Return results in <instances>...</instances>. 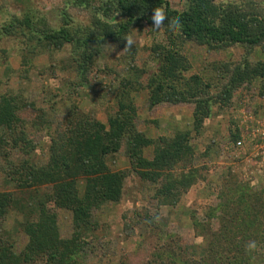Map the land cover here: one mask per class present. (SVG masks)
I'll return each mask as SVG.
<instances>
[{
    "label": "trees",
    "instance_id": "obj_1",
    "mask_svg": "<svg viewBox=\"0 0 264 264\" xmlns=\"http://www.w3.org/2000/svg\"><path fill=\"white\" fill-rule=\"evenodd\" d=\"M71 2V7L88 11L87 25H70L65 20L52 28L42 19L35 21L28 12L12 16L0 27V34L24 36L27 44L36 45L31 46L30 56L38 55L42 48H69L65 69L76 74L69 83L71 90L89 84L95 60L112 44L125 51V73L116 75L114 107L106 123L71 106L62 125L48 134V159L43 164L32 161L37 145L30 138V128L47 129L44 114L40 125L29 126L20 112L33 104L20 94L1 97L0 154L8 162L5 183L13 184L18 193L0 190V264H81L82 253L98 230L95 212L120 202L129 174L157 186L154 198L158 205H177L182 194L203 178L194 165L192 132H200L215 105L227 107L241 86L257 83L264 93V58L255 63H213L190 74L191 64L182 51L186 43L193 42L208 51L242 46L248 53L259 50L264 57V0H185L181 9L172 8L168 0ZM157 8L166 12L168 22L182 24V30L152 43L150 51L157 67L143 82L145 70L134 65L135 48L129 49L126 39L134 29L146 27L152 32L151 17ZM141 91L146 93L149 108L192 105L190 129L156 139L141 132L135 100ZM239 133L230 132V146L241 144ZM149 147H153V156L146 159L144 150ZM120 153L128 160L129 171H111L108 161ZM16 157L17 162L9 160ZM216 200L206 224L193 222L204 240L200 260L181 255L167 241L173 239L168 236L154 246L144 264H257L258 246L264 243V186L256 189L230 176L223 179ZM59 210L71 214L72 233L67 239L60 236ZM11 211L22 218L20 226L28 238L20 253L13 250L14 242L4 228ZM156 218H147L146 227L158 237ZM213 221L218 224L215 229ZM253 240L257 249L249 253L246 244Z\"/></svg>",
    "mask_w": 264,
    "mask_h": 264
},
{
    "label": "rangeland",
    "instance_id": "obj_2",
    "mask_svg": "<svg viewBox=\"0 0 264 264\" xmlns=\"http://www.w3.org/2000/svg\"><path fill=\"white\" fill-rule=\"evenodd\" d=\"M168 2L172 8L181 9L185 0ZM71 3V0H0V27L9 22L12 16L22 17L28 12L35 16L34 20L42 19L52 28L60 27L65 20L70 25H87L90 17L88 11L73 8ZM64 14L65 19H62ZM131 36L135 40L134 65L145 70L144 82L157 67L151 55V45L163 41L164 37L154 35L146 27L134 29ZM32 45L27 44L24 36L6 37L0 34V99L6 93H13L20 94L26 102L32 103L33 108L20 112V117L28 125H40L38 122L44 114L47 129L41 126L37 130L30 128V138L37 145L32 161L43 164L48 159V134L57 131L62 125L71 106L106 123L114 107L116 75L125 73L124 62L128 60L124 58L125 51L115 44L105 47L95 60L89 84L72 91L69 83L75 81L76 74L65 69L69 48L61 51L42 48L38 55L30 56L28 52ZM182 51L191 64L190 74L200 73L213 63L231 65L245 60L255 63L264 58L259 50L248 53L242 46L208 51L205 47L188 42ZM104 69H110L111 72H103ZM145 97L146 93L141 91L135 98L138 107L137 125L141 132L156 139L190 129L192 105L164 104L149 108ZM235 131L240 132L241 144L232 147L228 142L230 132ZM191 141L195 148L194 165L201 172L202 180L185 191L177 205L167 207L158 205L154 198L157 186L141 181L133 173L129 174L124 181L120 202L107 204L95 212L98 230L90 237L89 245L80 258L81 264H144L154 246L168 236L173 239L167 241L181 255L200 260L204 253L201 246L204 240L193 222L207 223V213L216 204L223 179L233 176L256 189L264 186V93L259 90L257 83L243 85L234 91L227 107L215 105L200 132H192ZM152 156L153 147L146 148L144 157L151 159ZM17 159L9 158L16 162ZM6 160L0 154V190L18 193L13 184L5 183ZM108 165L111 171L126 172L130 168L122 153L109 159ZM78 187L82 190L81 184ZM40 191L36 193L41 195ZM152 217H157L156 221L160 225L158 237L146 227L147 218ZM57 220L61 238H69L72 233L70 212L59 210ZM21 223L22 218L14 211L10 212L4 223L16 253H20L28 240L22 232ZM217 225L216 221L212 222L214 229ZM258 254L255 263L264 264V243L258 246Z\"/></svg>",
    "mask_w": 264,
    "mask_h": 264
},
{
    "label": "clouds",
    "instance_id": "obj_3",
    "mask_svg": "<svg viewBox=\"0 0 264 264\" xmlns=\"http://www.w3.org/2000/svg\"><path fill=\"white\" fill-rule=\"evenodd\" d=\"M151 21L153 24V27L151 28L153 34L158 35L160 37L166 36L167 33L176 34L182 30V24H180L179 22L176 23L168 22V17L166 15V12L160 8L154 10V14L151 17ZM161 29H163L164 31H161ZM126 42L129 49H131L135 44V40L131 35L127 37ZM256 249H257L256 241L254 240L249 241L246 244L247 252L252 253Z\"/></svg>",
    "mask_w": 264,
    "mask_h": 264
}]
</instances>
